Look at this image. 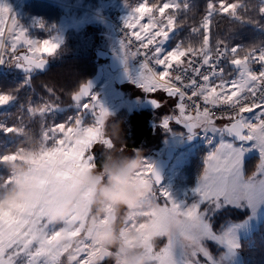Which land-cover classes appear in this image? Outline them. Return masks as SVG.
<instances>
[{
	"label": "snow or ice",
	"instance_id": "6c2138e0",
	"mask_svg": "<svg viewBox=\"0 0 264 264\" xmlns=\"http://www.w3.org/2000/svg\"><path fill=\"white\" fill-rule=\"evenodd\" d=\"M176 7L177 4L172 2L157 9L150 7L148 0H133L131 12L124 22L127 35L121 48L132 57H143L139 86L148 94L154 108L163 107V102L155 98L157 92L177 101L172 114L162 118L161 126L165 130L174 121L187 129L189 139L197 131L210 130L235 138L238 144L232 140H221L206 156L202 175L194 190L199 203L185 208L171 200L167 191L157 189L160 177L151 164L145 163L144 171L139 174L142 182L156 189L168 213L166 222H160V233L164 237L162 245L155 252L149 249L152 264H199L200 255H208L202 241L220 239L213 233L207 219L213 209L226 201H246L254 207L264 200V165L251 180L243 179L244 153L257 150L259 157L264 158V49L244 59L230 61L234 75L230 74L231 79H225L221 61L228 50L220 51L218 48L215 59L209 52L210 21L204 24V47L199 50V61L194 59L198 55L194 49L177 45L167 47L174 38L169 34L174 21L169 18L166 25L158 26L153 13L159 11L163 16ZM223 7L222 3V11ZM261 14L264 15V8ZM37 26L43 28L42 24ZM59 49L58 37H31L7 4L0 3V64H13L31 73L35 69H43L47 58L55 56ZM238 50V46H233L231 51L235 55ZM250 61L259 65L260 70L255 71ZM205 67L207 70L202 73L201 69ZM90 89L91 83L88 82L71 94L78 114L67 122H48L47 116L55 104L47 105L44 111L43 134L53 148L42 153L41 159L54 169H61L60 174L64 178L95 164V146L112 147L110 139L99 134L110 114L99 104L97 97L90 94ZM46 91L50 97H56L54 89ZM12 98L0 94V106L8 104ZM221 120L227 123L219 124ZM4 131L14 133L16 129L8 127ZM70 135H82L86 137V143L69 142L66 137ZM246 146H251V149ZM7 182L11 183V180ZM64 230L67 231L66 228ZM227 242L232 245L231 240ZM177 249L180 250L181 262L176 259ZM66 260L59 246L58 229L49 223L43 206L14 209L8 216L0 218V264H65ZM77 260L79 264H105L103 255L87 244L78 251Z\"/></svg>",
	"mask_w": 264,
	"mask_h": 264
},
{
	"label": "rangeland",
	"instance_id": "374dc122",
	"mask_svg": "<svg viewBox=\"0 0 264 264\" xmlns=\"http://www.w3.org/2000/svg\"><path fill=\"white\" fill-rule=\"evenodd\" d=\"M32 1L38 0H0V3L7 4L11 9V13L31 37L47 38L49 36H55L59 38V51L55 56L47 58L51 62L52 68L56 63L65 60V58H78L82 64H93V67L91 66L93 68L92 76L97 72L96 68L99 64L107 66V63L103 60L97 63L95 62L97 59L96 50L106 49L109 52L119 54L126 60L127 69L130 74V80L128 82L123 85H118L114 79V73L106 67L104 80L95 91V97L99 99V104L110 114L103 128L100 129L99 134L102 138H110L112 147L104 148L101 145L95 146L93 149L96 157L95 164L85 166L75 173L85 174L95 169L98 158H102L104 155L107 157L116 151L113 147L114 143H116V148L123 149L125 152L131 154L132 150L126 148L123 140L125 131L129 128L127 120L133 111L141 110L142 102L149 97L139 86L141 67L134 65L136 62L135 57H132L122 50L121 44L123 40L118 37L115 27L106 21L100 20L99 22L90 16L89 13H86L85 9L99 11L104 9L103 7L116 8L121 11L123 21L125 22V19L131 12L133 1L40 0L60 10L59 21L56 22H52L49 19L28 11V6L31 5L29 2ZM256 1L261 9L264 8L262 0ZM148 2L150 7H156L157 9L162 8L165 3L175 2L177 4L175 10L169 9L166 12L174 21V27H177V31L173 32L174 29H172L169 32L174 38L169 42L167 47L171 48L177 45L184 49H194L197 53L204 47V34L201 37V33H203L201 31H204V24L210 21L211 30L213 25L212 17L216 12H230V14L234 15L233 18H237L238 14L236 16L234 12L241 6V2L238 1L231 3L212 2V8L209 9L208 7V12L203 17H200V15L193 14V12L191 14L189 13L190 10L193 11L199 7L200 0H148ZM222 3L224 5L223 11L221 10ZM208 5L210 4L206 6ZM201 7H204L202 3ZM156 14H160L159 11L154 12L153 16ZM188 16H190L191 20L194 19L198 23L197 26L191 28L190 38L195 39V41L202 40V46L183 44L182 30L189 24L186 21V17ZM38 24H42L43 28L38 27ZM156 24L158 26L161 25L157 22ZM260 27L258 33L263 34V36L258 38L248 49L243 45H234L238 46L239 49L235 55L231 51L233 46L230 45L231 41L229 36L224 39L216 33L212 34L209 31L210 53L217 51L223 45L227 46L226 49L228 50L229 56L225 69L230 70L225 72L229 75H234L230 61L249 57L259 46L264 47V26L260 25ZM214 34L216 35V39H213ZM41 74L35 72L33 74L23 75L13 64H0V94H7L13 97L8 104L0 106V158L6 157V159H0V186H10L13 182H16L15 174L9 175V164L24 162L26 159L31 158L33 153H35L34 163L39 161L48 163L46 160L41 159L42 153L50 152L53 148L51 141L48 142L45 140L43 134L45 130L42 121L47 105L55 104L54 110L47 116L49 123H64L78 114L77 105L71 100L72 93L69 95L63 93L60 86L53 83L50 73L45 75ZM46 89H54L56 97H50ZM154 95L163 102V107L157 108L152 113V138L138 149L143 153L146 162L149 164H154L157 158L164 156L167 146H179L187 136L185 130L174 121L170 123L169 129L167 130L161 126L162 118L165 115L172 114L173 106L177 101L175 99H169L163 92H157ZM218 123L223 124L221 122ZM117 125L120 127L117 128ZM8 127H14L16 131L14 133H7L4 129ZM197 132L201 135V141L192 147L179 151L167 171L166 182L161 186L157 185L158 190L167 191L171 200L180 205L181 208L191 206L193 203H199V196L194 190L198 186L199 177L202 175L201 173L199 177L196 176L198 181L194 185L187 184V175L183 173L182 167L191 163V161L193 163L194 156L198 157L199 161L203 163L206 156L219 145L221 140H232L234 143H237L220 132L210 130H200ZM66 139L74 144L86 143V137L82 135H70ZM246 147L251 149V146ZM254 154H258L259 156L257 150H247L243 155V179L245 181L251 180L261 166L264 165V158L260 157L258 159ZM13 156L17 158L13 159ZM9 180H11V183L7 182ZM140 180L143 189L148 191L163 206V201L157 196L156 189L151 186H146L142 182L141 177ZM25 207L31 206H20L14 209L19 210ZM13 210L0 213V218L8 216ZM207 219L210 222L213 233L220 237V239H204L202 241V245L208 255L205 257L201 254L199 264H243L240 247L243 240L248 239L254 231L260 228L261 223L264 221V200L257 203L254 207L250 206L246 201H226L217 209H213ZM48 221L54 228L58 229L59 241L65 234L69 237L70 242L68 246L61 247L63 254L67 257L65 264H73V262L79 264L77 253L84 248L85 244L96 252L101 253L105 258V264H112L110 259L112 253L110 251L91 244L87 238L82 236V232L79 230L80 221L77 218L73 217L61 225H54L49 219ZM105 223H107V220H105ZM152 225L158 226L160 231V221L155 214L144 220L134 219L125 223L119 233L121 239L124 241L125 251L128 248L143 244L144 256L152 262L149 258V249H152L153 252L158 251L164 239L161 235V239L155 244L148 240L144 233ZM65 228L67 231L64 230ZM129 229L136 232V238L134 240L128 239L127 234ZM228 240H231V246L228 244ZM107 259L109 260L107 261ZM176 259L178 262L182 261L179 249L176 250Z\"/></svg>",
	"mask_w": 264,
	"mask_h": 264
},
{
	"label": "clouds",
	"instance_id": "9594fccd",
	"mask_svg": "<svg viewBox=\"0 0 264 264\" xmlns=\"http://www.w3.org/2000/svg\"><path fill=\"white\" fill-rule=\"evenodd\" d=\"M113 147L116 151L95 169L68 178L60 174L61 169H54L44 161L34 163L35 153L24 162L9 164V175L15 174L16 182L0 186V213L20 206H43L54 225L77 218L82 236L110 251L112 264H150L144 256L143 244L125 251L120 230L125 223L153 214L160 222H166L168 213L143 189L139 175L146 163L143 153L136 149L129 154L116 148V143ZM144 234L153 244L161 239L156 225ZM127 236L134 240L136 232L129 229ZM69 242L65 234L59 246L67 247Z\"/></svg>",
	"mask_w": 264,
	"mask_h": 264
},
{
	"label": "trees",
	"instance_id": "16d2710c",
	"mask_svg": "<svg viewBox=\"0 0 264 264\" xmlns=\"http://www.w3.org/2000/svg\"><path fill=\"white\" fill-rule=\"evenodd\" d=\"M234 1L241 2V6H239L237 11L234 12L236 13V16L238 14V17L233 18L234 15L230 14V12H216L212 17L213 25L210 32L212 34L216 33L224 39L229 36L231 41L230 45H243L248 49V47H251L250 45H252L258 38L263 36V34H259L258 31L260 30L259 28H261L260 25L264 26V15L262 16L261 8L258 6L256 0H200L199 7L195 8L193 11L190 10L189 13L191 14L193 12V14L203 17L208 12L209 5L206 6L207 4H211L212 2L231 3ZM29 3L31 5L28 6V11L31 13L38 14L52 22L59 21L60 10L56 7H52L51 4L40 0ZM201 3L204 7H201ZM214 6L218 7L217 5ZM186 18V21H188L190 25L188 24L182 30L183 44L202 46V40L195 41V39L190 38L191 28L197 26L198 23L195 22L194 19L191 20L190 16ZM201 32H203L201 33V37H203L204 31ZM215 37L216 35L214 34L213 39ZM190 40H192V42H190ZM95 62L97 63V61ZM91 66L93 67V64L80 63L78 58H65L62 62L56 63L53 68L51 66L50 71L44 73V75L50 73L53 83L59 85L63 93L69 95L77 91L83 83L95 74L94 73L91 76L93 70ZM153 112L154 111L152 110H139L133 111L129 115L127 120L129 128L126 129L123 137L127 149H139L145 144V142L152 138L153 128L151 126V119ZM119 127L120 126L117 125V128ZM254 156H256V158L258 157V159L260 158L258 155ZM105 158L106 155L102 156V158H98L96 164L98 165L102 163ZM193 160V163L191 161V163L182 167L183 173L187 175L186 182L187 184L190 183V185H194L196 181H198L196 176H200L203 167V163L199 161L198 157L194 156ZM240 253L243 264H264V221L261 223L260 228L254 231L248 239L243 240L240 247ZM108 260L109 259H107V261ZM150 264H152V262H150Z\"/></svg>",
	"mask_w": 264,
	"mask_h": 264
},
{
	"label": "water",
	"instance_id": "95a60500",
	"mask_svg": "<svg viewBox=\"0 0 264 264\" xmlns=\"http://www.w3.org/2000/svg\"><path fill=\"white\" fill-rule=\"evenodd\" d=\"M97 54V61H100L101 59L108 62V68L110 71H112L115 74V81L118 85H123L125 82L130 80V75L127 70V64L126 60L120 56L117 53H112L104 49H98L96 51ZM51 62L48 60L45 67L43 69H35L31 73L25 72V70L21 67L16 66V68L21 69V72L23 75L33 74L35 72L38 73H46L51 69ZM105 65L100 64L98 65L97 72L87 80L86 83H91V89L90 94L96 90V88L102 83L105 75ZM83 83L82 85L86 84ZM150 98L144 100L141 104L142 109L144 110H155L157 108H154L153 105L149 102ZM183 126V125H182ZM186 129V128H185ZM186 132L188 133L187 129ZM189 133L188 136L184 139V141L179 146H168L165 152V155L163 157H160L156 160L154 164V169L156 173L160 177V183L159 185H163L165 183L166 179V173L168 168L170 167L172 161L176 157V154L179 152V150L186 149L196 142L200 141V134L195 133L192 135V138L189 139ZM227 136V135H226ZM235 141V138H231ZM237 142V141H235ZM238 143V142H237Z\"/></svg>",
	"mask_w": 264,
	"mask_h": 264
},
{
	"label": "built area",
	"instance_id": "2783aa9c",
	"mask_svg": "<svg viewBox=\"0 0 264 264\" xmlns=\"http://www.w3.org/2000/svg\"><path fill=\"white\" fill-rule=\"evenodd\" d=\"M100 16L103 17L104 19L110 20L114 24H116L117 27L120 30V34H121L122 37H125L127 35L126 32H125V29H124V24H123V22L121 20V14H120V12L117 9L105 10ZM157 20L159 22H167L168 21V17H165V18L157 17ZM261 49H263V48H261ZM258 50H260V49H258ZM220 51H224V49H221ZM216 54H217V52L212 55L214 59L216 58ZM137 58H138L139 65H142L143 57L140 56V55H137ZM194 59L199 61V55H197V57H195ZM226 62H227V53L224 56L223 60L221 61V66H223L225 68ZM253 68H254L255 71H259L260 70V66L255 64V63H253ZM206 70H207L206 67L202 68L201 72L203 73ZM197 79L199 80V77H197Z\"/></svg>",
	"mask_w": 264,
	"mask_h": 264
},
{
	"label": "crops",
	"instance_id": "0c3cea01",
	"mask_svg": "<svg viewBox=\"0 0 264 264\" xmlns=\"http://www.w3.org/2000/svg\"><path fill=\"white\" fill-rule=\"evenodd\" d=\"M228 69V68H227ZM230 69H228V70H226L227 72L229 71ZM227 72H225V79H231V76L227 73ZM151 165H153V164H151Z\"/></svg>",
	"mask_w": 264,
	"mask_h": 264
}]
</instances>
